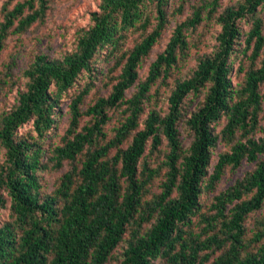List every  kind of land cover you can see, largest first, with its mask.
Segmentation results:
<instances>
[{"label":"trees","instance_id":"trees-1","mask_svg":"<svg viewBox=\"0 0 264 264\" xmlns=\"http://www.w3.org/2000/svg\"><path fill=\"white\" fill-rule=\"evenodd\" d=\"M170 2L100 0L72 51L59 58L35 54L22 71L27 79L24 90L18 91L10 108L0 111V150H4L0 189L6 191L10 215L9 221L0 220V264H113L112 251L122 241L119 264H154L156 259L165 264H264V214L249 233L244 225L264 203V125L259 119L264 34L257 15L264 0H241L217 15L219 0L194 4L191 15L175 24L163 51L139 80L141 60L160 39L170 16L181 12L182 3L175 8ZM47 9L48 0L17 1L10 8L4 3L0 49L10 33L24 32L43 20ZM205 15H216L220 26L214 49L198 57L190 76L175 80L165 113L160 115L154 107L145 113V105L159 94L158 81L170 76L188 49L185 33ZM245 17L251 22L245 46L238 48L239 20ZM132 33H139L138 40L121 51ZM102 50L114 58L115 82L107 95L96 97L84 111L80 105L88 84L73 96L61 143L47 150L50 154L45 157L43 141L56 122L62 95L80 74L95 71L93 60ZM238 52L246 55L248 64L239 66L234 83L231 57ZM10 70L8 63L6 71H0V92L12 85ZM132 86L135 91L126 98L125 91ZM203 88L200 104L184 116V97ZM122 105L121 117L108 136V109ZM83 115L89 120L79 126ZM221 118L223 126L215 131L213 124ZM29 121L35 135H18V128ZM179 122L191 137L185 147ZM129 136L130 142L121 147ZM162 136L167 149L151 166L146 149L158 150ZM218 143L224 149L213 163ZM244 160L252 162V168L216 193L210 212L205 211L202 193L215 191L226 170ZM64 162L70 167L51 192H43L39 172L49 166L58 169ZM160 174V192L147 198L150 183Z\"/></svg>","mask_w":264,"mask_h":264},{"label":"rangeland","instance_id":"rangeland-1","mask_svg":"<svg viewBox=\"0 0 264 264\" xmlns=\"http://www.w3.org/2000/svg\"><path fill=\"white\" fill-rule=\"evenodd\" d=\"M17 1L22 0H0V10L2 5L7 4L8 8L13 6ZM170 4L175 8L178 7L179 3H182L181 12L175 11L170 16L169 23L166 29L163 31L160 39L154 44L150 53L144 57L138 67V78L143 80L147 74L150 63L156 58L157 54L163 51L164 44L168 41L173 28L177 22H181L191 15L192 6L194 4L201 3L202 0H170ZM241 0H219L217 6L216 15L228 6H236ZM100 0H48V9L43 20L35 21L32 23L24 32L21 33H10L5 38L4 46L0 49V71L3 73L6 71V65L11 64V74L13 76L12 85L6 86L0 92V111L7 110L10 108L17 97L19 90H24L26 78L22 76V71L32 61L35 54L45 53L49 57L59 58L64 53L72 51L76 45V38L78 32L82 28H87L90 24V14L92 11L98 9ZM215 15V16H216ZM257 15L262 18L263 26L262 32L264 34V4L258 8ZM213 17H203L199 24L194 29H189L185 34L187 37L188 49L179 60L177 65L173 67L170 76L164 81H158L159 94L151 99L150 103L145 105V113L149 108H155L161 113L167 111V96L170 92L171 87L178 78L184 76H190L194 70L197 59L200 55L211 52L214 46L217 44L216 36L220 30L219 24ZM1 20V13H0ZM251 19L249 17L242 18L239 20V26L241 29V36L239 39L238 48H242L244 45L245 33L250 26ZM139 33L130 34L125 42L122 43L121 51H127L132 47L133 43L138 40ZM250 50L247 51L249 54ZM114 62V58L105 54V51H99L96 53L93 60L95 71L91 75L86 73L80 74L75 83L70 87L61 97L58 110L55 114L56 122L53 127L49 130L46 138L43 141V147L45 149V157H48L50 150L54 145L61 143V138L65 133V129L68 125V104L75 94L80 92L88 84V92L83 98V102L80 105L82 111H84L88 105L92 104L96 97L105 96L109 93L111 85L115 82L116 71H111V66ZM231 72L233 82L238 80L239 66L243 65L246 67L248 60L246 55L241 52L233 54L231 57ZM258 65V64H257ZM240 78V75H239ZM155 87L153 86L152 91ZM206 88H203L199 93L189 92L183 99L182 110L184 116H187L189 112L195 110L202 101ZM261 93H264V82L260 86ZM135 91V87L132 86L125 91V97L128 98ZM262 110L260 112V124L264 125V98L262 100ZM124 105L117 109H108L107 114L110 116V120L105 126L107 135L112 134L113 127L117 124V121L121 117L122 108ZM145 113L142 117L145 116ZM89 120V116L83 115L80 119L79 126L84 125ZM224 118L217 123L213 124L215 131H219L223 126ZM179 137L183 146H187L191 137L189 132L185 128L183 122H179ZM18 135L22 137L33 136L35 132L32 128L31 121L21 125L17 130ZM131 137L121 145L126 147L130 142ZM149 144V143H148ZM167 149L165 138L161 137V145L158 150L149 152V148L146 149V160L151 166H155L156 161L162 160L164 152ZM224 146L222 143H218L214 148L212 156L213 163L216 161L217 153L222 151ZM115 153V148L110 150V155ZM264 155V154H263ZM262 156V155H261ZM4 161V150H0V164ZM253 163L246 160L242 161L240 166L234 169L226 170L221 181L216 185V190L213 192L202 193L201 202L204 210L209 211L212 197L221 190L227 188L228 185H232L236 179L241 178L248 170L252 168ZM70 167V164L64 162L63 166L56 169L49 166L47 169H43L39 172L40 181L42 184V191L45 193L51 192L58 178L61 174ZM163 173V170H162ZM163 175L160 174L156 177L149 185L146 197L150 198L153 194L160 192L159 183ZM0 194L4 198V203L0 204V220L2 223L10 220L9 215V199L4 189H0ZM210 212V211H209ZM264 214V203L262 207L252 213L246 218L244 225L249 233L255 226V220ZM197 218L194 217V221L197 222ZM125 247V241H122L113 251L111 257V263L119 264L122 260V251ZM154 264H165L162 259H156L153 261Z\"/></svg>","mask_w":264,"mask_h":264}]
</instances>
